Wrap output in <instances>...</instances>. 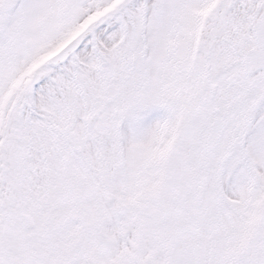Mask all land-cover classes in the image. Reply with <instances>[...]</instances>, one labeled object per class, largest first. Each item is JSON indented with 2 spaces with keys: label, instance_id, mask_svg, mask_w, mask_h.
Instances as JSON below:
<instances>
[{
  "label": "snow or ice",
  "instance_id": "6c2138e0",
  "mask_svg": "<svg viewBox=\"0 0 264 264\" xmlns=\"http://www.w3.org/2000/svg\"><path fill=\"white\" fill-rule=\"evenodd\" d=\"M0 264H264V0H0Z\"/></svg>",
  "mask_w": 264,
  "mask_h": 264
}]
</instances>
